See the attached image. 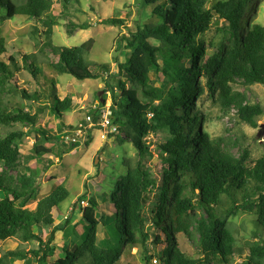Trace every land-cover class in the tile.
I'll list each match as a JSON object with an SVG mask.
<instances>
[{
    "label": "trees",
    "instance_id": "obj_1",
    "mask_svg": "<svg viewBox=\"0 0 264 264\" xmlns=\"http://www.w3.org/2000/svg\"><path fill=\"white\" fill-rule=\"evenodd\" d=\"M72 1L0 0V25L16 16L31 20L28 40L36 48L35 53H28L25 46L0 38V193L6 194V198L0 197V242L14 239L37 245L36 250L28 252L2 253L0 264H12L28 256L36 264H117L125 250L137 246L148 252L145 264L153 260L157 264H234L239 257L240 264H264V243L238 247L227 227L230 216L254 212L256 223L264 228V156L249 161L247 149L230 147L224 138L207 130L213 119L229 120L231 115L257 127L255 118L263 113L259 104H249L246 94L239 90L264 86V26L248 19L256 9V0L217 1L207 9L205 0H166L163 6L157 5L153 14L162 23L137 24L128 37H123L120 49L126 51L127 65L114 58L117 72L102 79L111 95L109 128L116 127V132L107 133V141L116 142L119 148L124 141L130 142L136 160L123 162L124 174L109 194L89 199L92 209L99 213V222L86 223L79 242L66 239L69 235H63L65 228L72 223L75 208L86 199V193L72 205L64 226L59 227L53 213L69 196L63 185L27 207L37 199L41 175L53 166L52 145H59L58 136L44 127V112L48 109L51 118L61 120L71 111L73 102L70 97L61 100L53 94V81L43 89L49 100L47 108L39 104L38 88L33 93L21 90L16 101L18 75L25 72L35 82L43 65L51 73L78 81L101 79L92 71L96 66L109 71L108 65L86 60L93 39L77 47L54 45V28L60 25L52 16L55 9L63 10L59 18L67 21L69 38L85 29L68 15ZM215 20L230 35L216 53L209 55L198 38L216 25ZM102 23L121 21L106 19ZM123 72L141 87L140 91L126 86ZM153 73L162 75L163 89L169 97L166 102L157 103L155 88L146 85ZM96 99L99 103L90 112L94 116L103 108L106 96ZM16 124L33 133L27 163L20 144L24 132L13 131ZM1 130L8 131L3 136ZM158 133L164 136L157 137ZM149 136L158 139L155 151L161 157L154 171L143 163ZM73 145L76 147L77 142ZM33 163L40 169L36 170ZM157 186L163 189L155 192ZM235 192L241 195L242 203L233 202L224 215L217 213L214 209L222 206L223 196ZM102 198L107 199L102 203ZM107 218L113 221L107 224ZM98 224L103 226L106 238L114 241L106 248L96 245ZM149 227L154 230L152 236ZM43 234L48 235L46 239ZM177 236L185 237L193 246L194 257L180 250ZM148 243L155 258L147 249ZM51 258L54 260L48 261Z\"/></svg>",
    "mask_w": 264,
    "mask_h": 264
},
{
    "label": "rangeland",
    "instance_id": "obj_2",
    "mask_svg": "<svg viewBox=\"0 0 264 264\" xmlns=\"http://www.w3.org/2000/svg\"><path fill=\"white\" fill-rule=\"evenodd\" d=\"M165 1L154 0L155 3L148 5L145 0H73L69 7L68 15L74 17L75 23L77 22V24L82 25L85 29L76 31L70 38L66 31L67 21L64 19L60 20L59 18L63 10L61 12L60 9H55L56 11L52 16L60 25L54 28L52 38L54 45L77 47L87 40L93 39L94 45L86 60L96 65H108L109 71H104L101 66L93 67L92 71L98 73L101 79L84 81H78L68 75L51 73L45 65H43V71L35 82L25 72L18 75L17 85H14L16 101L20 100L21 96L19 92L21 90L33 93V90L38 88L41 94L39 104L47 108L49 100L45 94L46 91L43 89L48 87L51 81H53L54 95H57L61 100L70 97L73 101L71 111L65 112L61 120L51 118L48 109L44 112V127L52 134L58 136L59 145L55 144L52 145V149L50 148L54 152L51 156L53 166L41 175L37 199L27 205V207L34 206L38 200L49 195L57 185H63L67 189L69 196L60 204L59 211L53 213L55 223L59 227H63L65 222L64 217L69 214L72 205L77 203L78 198L86 193V199L80 201L75 208L72 223L65 228L63 235H69V237H66L68 240L79 242L80 235L86 230L85 224L92 221L99 222V213L92 209L89 199L91 201L93 198L97 199L105 194H109L116 181L124 174L123 162L129 159L134 163L136 151L128 141L122 143L121 149L117 146L116 142L107 141V134L104 135L103 128L100 126L94 127L92 122L86 126L87 129L85 128L80 132L76 147L73 145L70 148L65 145L68 141L65 138H69L72 134L76 135L78 121H86L88 118L93 117L89 116V113L99 103L96 99L97 96H106L103 108L108 110L111 105V95L107 92L106 84L102 82V79L104 77L108 78L117 72V64L114 63V58H118L119 63H123L124 66L127 65L124 62L126 60V51L122 48L120 49L122 38L128 37V34L135 30L137 24L157 25L162 23V19L153 14V9L157 5L163 6ZM205 1V8L207 9L214 2L224 0ZM255 5L256 9L249 13L248 19L251 23L264 26V0H256ZM106 19H119L121 24L104 25L102 21ZM214 22H216V25H213L212 29L198 38L199 41L204 43L206 53L209 55L216 53L226 43L230 35V31L220 21L215 20ZM31 27V20L23 16H16L0 25V38H4L6 41H15L19 45L25 46V50L28 53H35V46L28 40ZM15 59H19L18 55H15ZM121 78L124 80L126 86L140 91L141 87L132 83L124 72L121 74ZM202 80L205 83V79ZM146 85L155 88L157 103L169 100L168 95L163 89L162 75L150 74ZM239 90L246 94L249 104H259L263 110L262 115L255 118L257 127L246 125L232 115L229 120L222 118L216 109H212L213 114L219 115L221 119L210 121L207 130L215 136L224 138L230 147L236 148L241 146L247 149L249 151V161H254L264 156V133L261 138H257L256 136L259 126L264 125V86L240 87ZM24 102L26 105L28 104V102ZM7 131L1 130V135L4 136ZM13 131L24 132L23 140L20 144L23 160L27 163L30 160L29 151L34 142L33 133L28 128L25 129L18 124L14 125ZM63 132H66V134H63ZM162 136H164L163 133H158L157 135V137ZM235 140L236 144L232 145ZM260 140L262 142H259ZM145 141L148 142L146 144L148 154L143 159V163L151 171H154L155 167L161 162V157L158 158L155 151L158 139L149 136ZM33 166H36V170L40 169L37 164L33 163ZM158 179L161 180L162 178L159 177ZM162 189V186H157L154 191L160 192ZM0 197L6 198V194L0 193ZM106 199L102 198L101 202L103 203ZM97 201L99 202V199ZM233 202L236 205L242 203V197L237 192L233 193L230 197L223 196L222 206L216 207L214 210L224 215L225 212L229 211ZM112 221L110 218L105 220L107 224ZM227 227L231 229L238 247H249L253 242L264 243V228L256 223V214L254 212H239L236 216H230L227 219ZM147 231L150 236L154 234L152 227H149ZM42 236L43 239H46L48 235L43 234ZM106 237L103 226L98 224L95 236L96 245L106 248L114 242L113 239L108 240ZM60 240L65 239L63 236H60ZM176 243L185 255L188 257L195 256L193 246L187 243L185 237L177 236ZM31 249L36 250L37 245L35 243H21L14 239L0 242V255L7 251L23 250L28 252ZM147 249L152 251L153 258H155L153 249L149 243L147 244ZM146 256H148V252L143 247L137 246L131 250H125L117 264H145L144 257ZM52 260L54 258L48 261ZM241 261L242 258L239 257L234 264H240ZM12 264H36V261L31 256H28L26 260L17 259ZM151 264H154V262L152 261Z\"/></svg>",
    "mask_w": 264,
    "mask_h": 264
},
{
    "label": "built area",
    "instance_id": "obj_3",
    "mask_svg": "<svg viewBox=\"0 0 264 264\" xmlns=\"http://www.w3.org/2000/svg\"><path fill=\"white\" fill-rule=\"evenodd\" d=\"M89 116H93V117L92 118H88L86 121L84 120V123L81 122V123H79V124L76 125V135L75 134H72V135L69 136V138H65L66 140L68 139L67 144H65V145H67L68 147H70L74 143H76L77 140H78V138H79V136H80L79 135L80 132L82 130H84L86 128V126L90 122H92L94 124V127L95 126L102 127L103 128L102 131H103L104 135H106L107 133H114V132H116V127L109 128V121L111 120L109 110H106V109L102 108V109H100L97 112V116H94V115H92L90 113H89ZM147 116H148V118H150L151 117V114H148ZM73 129H69V130H73ZM63 134H66V132H63ZM153 262L155 264L156 263V260H153Z\"/></svg>",
    "mask_w": 264,
    "mask_h": 264
},
{
    "label": "water",
    "instance_id": "obj_4",
    "mask_svg": "<svg viewBox=\"0 0 264 264\" xmlns=\"http://www.w3.org/2000/svg\"><path fill=\"white\" fill-rule=\"evenodd\" d=\"M263 133H264V125H260L259 130H258L257 135H256L257 138H261ZM259 142H262V140H260Z\"/></svg>",
    "mask_w": 264,
    "mask_h": 264
},
{
    "label": "crops",
    "instance_id": "obj_5",
    "mask_svg": "<svg viewBox=\"0 0 264 264\" xmlns=\"http://www.w3.org/2000/svg\"><path fill=\"white\" fill-rule=\"evenodd\" d=\"M73 102V101H72Z\"/></svg>",
    "mask_w": 264,
    "mask_h": 264
}]
</instances>
